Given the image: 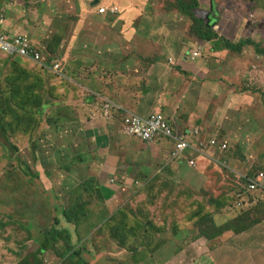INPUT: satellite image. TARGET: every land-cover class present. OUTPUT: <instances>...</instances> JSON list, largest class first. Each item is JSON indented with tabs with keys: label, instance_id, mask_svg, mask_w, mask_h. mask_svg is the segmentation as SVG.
Instances as JSON below:
<instances>
[{
	"label": "crops",
	"instance_id": "crops-1",
	"mask_svg": "<svg viewBox=\"0 0 264 264\" xmlns=\"http://www.w3.org/2000/svg\"><path fill=\"white\" fill-rule=\"evenodd\" d=\"M6 1L8 2V0ZM56 1L30 0L32 7L29 8L28 13V10L25 9L26 0H16L15 2L10 0L3 5L5 12H0L2 13L0 15L4 17L1 33L27 36L34 47L42 53L43 41L40 36H35V32L41 30L43 26L41 24H44L43 19L52 15L51 11L55 7ZM99 1V5L103 7L107 5L106 8L111 5L118 6L119 13L114 17L109 14H98V7L94 6V3ZM128 1L129 3H127ZM65 3L67 4L66 8L72 12L69 13L70 16H66V21H60L65 22L63 39L65 37L67 42L66 51L85 50L86 43V50H88L86 54L90 56L89 52H91L96 40L92 34H89L90 39L85 36L86 30H93L95 33L100 32L97 39L102 40V44L107 46L104 49L107 54H100L102 58L100 56L89 58L98 65H89L83 68L85 69V81L83 80V73L76 75L80 64L75 65L71 62L67 63L71 70H67V75H63V78L56 76L55 79L52 77L46 79V85L54 91L56 88V94L59 97L64 95L67 90V86H61L64 81H69L85 91V99L82 103L85 116L80 115L79 118L85 119V126H88V129L84 130L85 138L82 131L78 138L81 141L85 139V151H83L82 157L86 154L87 162L81 166L82 162L79 164L78 161L73 160V163H68L69 166L63 167L67 173L66 177H68L66 180H70L69 170L72 166L76 172L82 171V177L85 176L84 182H88V185H85L87 187L86 192H91L93 197L99 199L95 203L101 205L97 211L91 210L88 216L97 212L99 215L109 217L118 211L129 216L136 209L148 210L149 208L148 222L143 224L145 226L139 234H145V231L146 234L150 235L151 241L148 240L145 244H141L140 239L136 240L130 236V240L127 238L122 243L124 247L127 245L130 251L113 243L112 251L102 253L101 249L102 255L114 259V264L122 263V256L130 259L129 264H264V191L247 194L251 197L258 195V198L253 200H249L250 197H238L237 204L243 203L241 208L237 207L236 204L234 208L226 207L219 210L216 202L221 203L219 200L228 199V196L224 195L228 193H218L213 188L210 190L212 184L205 176L203 164L193 166L192 169L187 165V160L192 158L193 153L186 151L190 153V157L188 159L182 158L184 161L181 159L172 160L169 158L172 146L170 140H166V142L164 139L152 142L140 140L141 143L146 144L141 149L137 145L139 139L125 134L122 129L123 114H137L139 112V114L143 113L142 115L147 116L153 113L148 112L151 109L157 113L163 111L164 118L170 126L174 125L172 127L176 132H190L198 129L201 132L202 127L199 128L198 126L203 123L204 119H208L206 110L201 106L211 102V99L218 98L217 101H222V99L231 98L229 95V92H233L231 74L233 70L236 71L235 64L242 62V59L234 61L228 55L227 50L215 52L209 47V42L200 40L199 53L195 57L192 56L195 51L189 54L186 51L180 55L181 59H177L176 64L171 69L173 74L169 79L168 76L171 73L166 71L168 66L166 63H170L168 57L165 59L166 62L163 59L154 60L158 53L164 55L160 51L162 49L161 44L155 41L157 35L148 36L151 30L145 25L147 33L138 28L139 9L143 7L138 5L137 0H92L88 10L86 9L88 0H65ZM126 4L131 5L130 14L127 13ZM109 23H111L112 30H115L116 25L119 26L116 30L117 34L106 31ZM58 24L59 22H56L50 26L56 29ZM30 27L34 30H30ZM248 29L250 32L253 31V27ZM226 35L224 36L226 37ZM110 43H117V45ZM153 44L158 46H153ZM206 50H208L209 55L206 54ZM62 54L64 56L65 53ZM58 58L62 67L63 61L61 57ZM67 59L77 62L74 58ZM210 59H212L213 64H208ZM0 62L4 66L8 63L10 68H14V70L17 68L28 69L27 72L31 75L38 72L37 76L39 77L45 71L52 73L45 68L44 64L18 55H8L1 49ZM220 62L223 63L220 64ZM155 64H159L165 70H162L165 72L162 78L157 73L154 74ZM6 72H8L7 68ZM93 74H96L97 77H93ZM243 74L244 70L239 73L241 80L245 78ZM104 76L111 81L114 79L116 84L103 82ZM30 80L33 81V78ZM191 85H194L197 91L196 103L190 100L193 98L189 94ZM166 91L172 94L171 99L178 98L181 100L180 103L176 104L175 109L161 108L166 101L172 102L168 99ZM218 95L220 96L218 97ZM173 102L175 103V101ZM165 106H168V103ZM188 106L192 108L186 111ZM170 109H174V116H169L171 112L167 110ZM117 114L121 116L118 125H116ZM214 116L215 114L210 119L212 120ZM198 119H201V123L192 125V121ZM203 135L204 132L194 138L198 139ZM220 143L225 144L227 150L229 149L225 142ZM164 145H167L168 148L165 149ZM210 151H213V154ZM203 152L208 153L207 155L211 158L217 157L213 170L219 174L223 168L220 161L223 160L228 166H232L225 169L236 178L248 177L242 175L243 172L239 170V165L236 162L227 161L224 154L227 151L220 153L209 149V151ZM218 154L224 155L219 156ZM149 156L153 158L154 162L150 163L144 160L145 158L148 159ZM197 156L203 157L202 155H195V160L196 158L201 160ZM164 157H168L169 160L161 161V158ZM141 159L143 163L140 161ZM252 160L253 162L249 165L262 164L260 157H253ZM210 173L213 174V171L210 170ZM162 176L165 177L162 178ZM177 180L189 189L192 195H186L183 189L174 190V183ZM154 182L161 183L160 187H154L151 190L146 189L150 193L144 192L146 191L145 188ZM229 182L235 183L231 180H215L214 186L216 188L231 187L232 184ZM206 188H209V201L208 197L201 194L202 190ZM244 188L245 186L241 188L242 191H245ZM161 191L165 192L164 196L160 195ZM71 198H74V193H72ZM165 200L178 208H190V205L193 204L199 208L189 209L188 211L191 212L186 210L176 212L180 222V225L176 226L171 222L169 216L166 220V216L169 214L162 210ZM109 203H112L111 206ZM125 208L130 209V212ZM207 210L210 214L209 227L217 232L227 226L226 232L211 235L209 239L199 235L197 222L200 216L198 215H206ZM110 244H107L108 248Z\"/></svg>",
	"mask_w": 264,
	"mask_h": 264
},
{
	"label": "rangeland",
	"instance_id": "rangeland-1",
	"mask_svg": "<svg viewBox=\"0 0 264 264\" xmlns=\"http://www.w3.org/2000/svg\"><path fill=\"white\" fill-rule=\"evenodd\" d=\"M179 1H184L186 5H189L187 12L178 10V0H137L138 5L143 7L139 9L138 28L147 33L145 25L151 30L148 36L157 35L155 41L161 44L162 49L160 51L164 55L158 53L154 60L163 59L166 62L165 59L168 57L170 63H166L168 65L166 71L171 73L168 76L169 79L173 74L171 69L176 64L177 59H181L180 55L186 51L188 54L193 51H200L201 41L191 32V29H194L193 19L205 18L209 15L211 17L216 16L217 21L222 18L221 25L218 24V28H213L219 41L225 42L228 36L232 38L230 40L232 42H237L238 38L250 37L264 46V0ZM192 1L193 5L190 6ZM8 2L0 0V12L4 11L3 5ZM99 3L100 1L96 2L94 6L103 7ZM91 4L92 0H88L87 10ZM66 6L65 0H57L51 11L52 15L43 19L44 24H41L43 26L39 32H35V36H40L43 41L41 50H43L44 61L48 57L52 58L49 62L51 65L57 61L56 58L61 57L63 75H67V70H71V67L67 66L68 62L75 65L80 64L78 71H76V75H78L85 72L83 68L89 65H98L89 58L93 56L102 58L100 54H107V51H104L107 46L102 44V40L97 39L100 32L95 33L93 30H86L85 36L89 38V34H92L96 40L91 52H89L90 56L86 54L88 51L86 50V43L85 50L66 51L67 42L65 37L63 39L65 22H60L66 21V16L68 17L70 16L69 13H72ZM25 7L29 13V8L32 7L30 0H26ZM126 8L127 13L130 14L131 5L126 4ZM117 11L119 13L118 6ZM185 13H189L193 19ZM56 22L59 24L54 29L50 25ZM251 26L253 31L250 32L248 28L252 29ZM115 27V30H112L111 23H109L106 31L117 34L116 30L119 26L116 25ZM234 29L236 30L233 33ZM30 30L34 29L30 27ZM230 31L233 34H230ZM57 44V54L55 56L50 55L47 52L48 48H53ZM110 44L117 45V43ZM153 46L158 45L153 44ZM209 47H213V42H209ZM154 50L157 51L158 49ZM62 53H65L66 58ZM206 54L209 55L208 50H206ZM228 55L234 61L242 59V62L235 64L236 71L233 70L231 74L233 87V92H229L231 98L222 99V101H217L218 98L211 99V102L201 106L206 110L208 117L198 126L199 128L202 127V131L196 130L197 135L204 132L202 137L198 139L193 137V139L188 132L177 131V133L185 134V140L188 141L189 145L202 151H209L206 147L207 142L214 138L218 139H214L218 144H221L222 141L225 142L229 146L227 152L224 153L227 161L236 162L239 165V170L243 172L242 175L254 178L259 173H264V57L254 53L252 45L246 46L239 55L230 52ZM67 58H74L77 62H72ZM222 63L220 62V64ZM208 64H213L212 59L209 60ZM240 65L241 67H239ZM154 66V74L157 73L162 78L165 75V72H162V66L159 64ZM243 70L245 78L241 80L239 73ZM41 75L43 77L54 76L48 71L42 72ZM92 76L97 77L96 74ZM85 79L83 75V80L85 81ZM102 81L116 84L114 79L111 81L105 76ZM1 84L6 92L12 88V83L9 86L5 80L1 79ZM193 90H195V86L191 85L189 94L193 98L190 100L196 103L197 91ZM166 92L168 99L172 102L166 101L161 108L175 109L176 104L180 103L181 100L178 98L171 99L172 94ZM84 99L85 91L75 106L68 108L61 105L47 107L44 110V115L30 111L27 113L28 121L24 127L16 121L15 114L6 113V110H10V108L3 105L5 98L0 91V264H81L79 260L84 264H114V259L102 255L109 250L112 251L114 242L109 237L104 238L102 233L97 232L100 224L94 215L85 216L91 210L97 211L101 207L95 203L99 199L93 197L91 192H86L87 187L83 185L85 176L82 177L81 170L76 172L72 166L69 170L70 180H66L68 178L66 177L67 173L63 170V167L69 166L68 163H73V160L78 161L79 164L82 162L81 166L87 162L85 152L82 157V153L85 151V139L81 141L78 138L81 131L85 138L84 130L88 129V126H85V119L79 118L80 115L85 116L82 110ZM167 103L168 106H165ZM191 108L188 106L186 111ZM174 109L167 110L171 112L169 116H174ZM148 112L155 111L150 109ZM158 112L162 115L164 113L163 111V113ZM59 113H69V121H59ZM142 114L138 112L136 115L144 116ZM213 114L215 116L211 120ZM120 120L121 116L117 114L116 125ZM200 123L201 119L192 121V125ZM172 126L174 127L173 124ZM78 140L80 141L78 142ZM137 145L143 149L146 144L138 140ZM164 147L165 149L168 148L167 145ZM210 152L213 154V151ZM195 155L192 154V158H189L190 153L186 152L183 158L194 160V167L199 164L204 165L205 176L212 184L210 190L213 188L218 193H228L224 194L228 196V207L234 208L240 196L250 197L249 200L258 198V195L251 197L242 191L241 188L245 186L242 185V179L236 178L225 169L232 166H228L226 162L221 160L220 163L223 168L219 174L213 170L217 157L197 156L201 160L197 158L195 160ZM253 157L262 158V164L249 165L253 162ZM180 159L184 161V159ZM144 160L150 163L154 162L151 156ZM166 160L169 158H161V161ZM210 170L213 171V174L210 173ZM215 180H231L235 183L229 182L232 184L231 187L216 188L214 186ZM160 185L161 183L154 182L149 184L148 188L151 190L154 187H160ZM174 185V190L183 189L186 195L191 193L178 180ZM169 190L174 191L173 189ZM72 193H74V198H71ZM111 204L109 203V206ZM101 230L103 231V229ZM46 242H50L51 245L47 251H44L42 245ZM109 243L111 244L108 248L107 244ZM78 249L82 250L81 254L74 257L72 253ZM129 260V258L122 256V264H129Z\"/></svg>",
	"mask_w": 264,
	"mask_h": 264
},
{
	"label": "trees",
	"instance_id": "trees-1",
	"mask_svg": "<svg viewBox=\"0 0 264 264\" xmlns=\"http://www.w3.org/2000/svg\"><path fill=\"white\" fill-rule=\"evenodd\" d=\"M192 5H193V1H192V4H190V6ZM188 6L189 5H186L184 1L178 0V3H177L178 10H181V11L183 10L187 12ZM185 14H188L191 17V19H193V17L189 13H185ZM193 21H194V24L192 25L194 26V29L193 28L191 29L192 34L201 41L213 42V47L211 49L214 50L215 52L227 50L228 52L232 54L239 55L243 52L246 46L252 45L254 53H256L257 55H262L264 57V46H262V44L259 41H255L250 37L239 38L237 42H232L230 41L232 38L228 36L226 37L228 39H225V42L219 41L218 37L216 36V32L213 31V28L215 27L218 28V24L221 25L222 18H220V21H217L216 16L211 17L209 15V16H206L205 18L200 17L197 19H193ZM235 27L236 25L234 26V28ZM235 30L236 29H234V32ZM230 34H233V33L230 32ZM58 44L54 46L53 48L49 47L47 52L50 55L55 56L57 54L56 50H57ZM51 59L52 58L48 57V59H46L45 62L46 63L48 62L49 64ZM6 68L8 72L5 73ZM27 71L28 69H18V68L14 70V68H10V65L8 63L5 64L4 66V64L0 62V89H1L0 91H1V94L5 98L3 105L10 108V110H6V112H9V114H15L16 121L20 122L21 125H23L24 127L26 126L27 121H28L27 113H29L30 111H33L34 113H37L39 115H44L45 113L44 110L47 107H54L55 105L56 106L61 105L67 108L72 107L78 104L81 97H83V90L77 85L69 81H64L61 83V86H67V90L64 95L59 97V95L56 94V88H54L55 89L54 91V90H51V87L46 85L47 77L44 78L42 75L41 77L37 76L38 72H36L35 75H31ZM83 75L85 76V72L83 73ZM49 77L50 78L52 77L53 79L56 78V76H49ZM32 78H33V81L30 80ZM1 79L8 82L9 86L12 83V88L11 89L9 88L8 92H6L5 89L3 88L1 84ZM58 116H59V121L66 122V121H69L68 116H70V114L69 113H63V114L59 113ZM22 122L24 123L22 124ZM164 140L166 141L168 139H164ZM171 149H172V146H171ZM244 184L245 182L243 181L242 185ZM83 185H88V182L87 183L84 182ZM146 189L148 190V187H146L145 190ZM147 190L144 192L150 193ZM208 190L209 188L202 190L201 194L204 197H208V201H209L210 195L208 193ZM82 191H85V190H82ZM164 194L165 192H161L160 195L164 196ZM187 195H192V193L187 194ZM219 201H221V203L216 202L217 209L220 210V209H224L229 206L228 199L223 198L222 200H219ZM195 208L197 209L199 207L193 204V205H190V208L188 207H185L184 209L181 207L178 208L177 206H174L173 203L168 202L167 200H165V202L162 205V210H164L166 214H169L166 216V220H167V217L169 216L171 222H173L176 226L180 225L176 212L180 210H186L187 212H191L188 210L189 209L193 210ZM125 210L130 212V209L128 210L125 208ZM148 211H149V208L148 210L146 209L137 210L136 209L135 211H132L131 215L129 216H127L126 213L124 212L118 211L117 213L112 214L109 217L99 215V213L96 212L93 215L95 216V218L98 219V224H100V228L98 229L97 232L99 234L102 233L104 235V238H106L107 236L110 239H112L114 244H117V246L125 248L127 251H130V248L127 247V245L125 247L122 245L123 241L124 240L126 241L127 238L130 240V236H132L136 240L140 239L141 244H145L146 242H148V240L151 241L150 235L146 234L145 231H144L145 234H139L143 226H145L143 224L145 222L146 223L148 222V219H147ZM89 213L85 214V216L91 217L92 215L88 216ZM209 215H210L209 210H207L206 215H203V216H201L200 214L198 215L200 216V219L197 222V225L200 231L199 235L201 237L209 239L211 235H214L217 233L221 234L228 230V227L226 226L218 230L217 232H215L212 228L209 227V222H208L210 221ZM101 229H103V231ZM50 245H51L50 242H46L45 244L42 245V249L44 251H47L50 248ZM81 251H82L81 249H78L75 252H73L72 255H74V257L78 256L81 254ZM79 262L81 264H84L80 260ZM122 263H119V264H122Z\"/></svg>",
	"mask_w": 264,
	"mask_h": 264
},
{
	"label": "built area",
	"instance_id": "built-area-1",
	"mask_svg": "<svg viewBox=\"0 0 264 264\" xmlns=\"http://www.w3.org/2000/svg\"><path fill=\"white\" fill-rule=\"evenodd\" d=\"M117 12L116 6H109V8L100 7L97 10L98 14H109L111 17L115 16ZM3 24L4 17L0 15V30ZM0 49L8 55H18L20 57L29 58L36 63L44 64L42 53L34 47L27 36L22 34L5 35L0 31ZM195 55H197V53H193V56ZM45 68L54 74L63 77V70L59 60L51 66L47 67L45 65ZM122 125L125 134L134 136L142 142H152L160 139L170 140L172 143V149L169 152V157L172 160H178L181 157H184L183 155L186 151L206 156L202 150L195 149L189 145L188 141L185 140V134L177 133L160 113L153 112L144 117L136 114H127L123 118ZM188 134L193 137L198 136L196 130L190 131ZM206 147L220 153H224L227 149L225 144H218L214 139L209 140ZM187 165L193 167L194 160L188 159ZM259 190H264V174H259L255 179H246V194H253ZM241 203L242 202H240L238 207H241Z\"/></svg>",
	"mask_w": 264,
	"mask_h": 264
},
{
	"label": "clouds",
	"instance_id": "clouds-1",
	"mask_svg": "<svg viewBox=\"0 0 264 264\" xmlns=\"http://www.w3.org/2000/svg\"><path fill=\"white\" fill-rule=\"evenodd\" d=\"M111 6H114V5H111ZM117 7V6H116ZM100 8V7H99ZM98 8V9H99ZM97 9V10H98ZM193 53H199L198 51H195V52H193ZM193 53H192V56H193ZM196 56V55H195ZM195 56H193V57H195ZM42 57H43V54H42ZM59 58H57V59H55V60H58ZM42 60H43V58H42ZM44 61V60H43ZM44 64L48 67V66H51V65H53V64H48L47 65V63L44 61ZM48 70V69H47ZM53 73V72H52ZM54 74V73H53ZM54 75H56V74H54ZM58 76V75H57ZM58 77H60V76H58ZM157 113V112H156ZM128 114H132V113H128ZM127 114H123V116H122V121H123V118L126 116ZM122 129H123V125H122ZM124 132V131H123ZM226 151H227V149H226ZM195 154V153H194ZM197 155V154H196ZM203 157H205V156H203ZM170 158V157H169ZM181 158H183V157H181ZM179 160V159H178ZM260 174H264V173H260ZM259 175V174H258ZM257 175V176H258ZM257 176L256 177H254V178H250V177H246V178H244V179H242L244 182H245V188H246V179L248 178V179H255V178H257ZM244 188V189H245ZM259 191H264V190H259ZM240 204V202L237 204V207H238V205ZM241 207H243V203H241ZM241 207H239V208H241Z\"/></svg>",
	"mask_w": 264,
	"mask_h": 264
},
{
	"label": "water",
	"instance_id": "water-1",
	"mask_svg": "<svg viewBox=\"0 0 264 264\" xmlns=\"http://www.w3.org/2000/svg\"><path fill=\"white\" fill-rule=\"evenodd\" d=\"M94 4H96V2Z\"/></svg>",
	"mask_w": 264,
	"mask_h": 264
}]
</instances>
